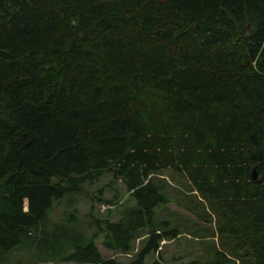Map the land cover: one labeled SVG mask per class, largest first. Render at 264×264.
<instances>
[{
	"label": "trees",
	"instance_id": "obj_1",
	"mask_svg": "<svg viewBox=\"0 0 264 264\" xmlns=\"http://www.w3.org/2000/svg\"><path fill=\"white\" fill-rule=\"evenodd\" d=\"M166 169L216 227L186 264H264V0H0V264H165ZM105 174L119 220L49 221Z\"/></svg>",
	"mask_w": 264,
	"mask_h": 264
},
{
	"label": "rangeland",
	"instance_id": "obj_2",
	"mask_svg": "<svg viewBox=\"0 0 264 264\" xmlns=\"http://www.w3.org/2000/svg\"><path fill=\"white\" fill-rule=\"evenodd\" d=\"M161 174L167 184V194L174 199V202L160 210L159 218L180 227L183 232L201 237L199 239L183 234L173 241L166 240L161 244L160 255L165 264H186L195 256H204L207 246H211L213 242L218 243L214 219L212 218L211 222H205L187 212L183 207L195 203L194 200L189 199L191 185L183 173L166 169ZM82 192L74 195L73 200L65 199L54 205L49 213V221L60 223L63 213H71L77 228L90 236L95 229L91 224L93 221L107 217H111L113 221L119 220L123 208L133 204L123 183L114 180L111 174H105L99 182L87 186ZM107 202L111 204L108 205ZM95 243L104 258H114L120 262L130 260L129 256L105 250L100 240ZM135 246L138 248V241ZM153 259L154 257H149L145 264H150ZM11 261L13 263L7 264H14L17 261H20V264H30L32 258L20 249L13 253Z\"/></svg>",
	"mask_w": 264,
	"mask_h": 264
},
{
	"label": "water",
	"instance_id": "obj_3",
	"mask_svg": "<svg viewBox=\"0 0 264 264\" xmlns=\"http://www.w3.org/2000/svg\"><path fill=\"white\" fill-rule=\"evenodd\" d=\"M253 178H254V179L256 178V174H255V171L253 172Z\"/></svg>",
	"mask_w": 264,
	"mask_h": 264
},
{
	"label": "built area",
	"instance_id": "obj_4",
	"mask_svg": "<svg viewBox=\"0 0 264 264\" xmlns=\"http://www.w3.org/2000/svg\"><path fill=\"white\" fill-rule=\"evenodd\" d=\"M162 243H164V242H162ZM161 249V247L159 248V250Z\"/></svg>",
	"mask_w": 264,
	"mask_h": 264
}]
</instances>
